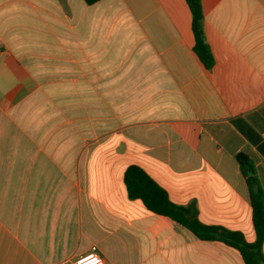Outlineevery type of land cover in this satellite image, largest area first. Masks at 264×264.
<instances>
[{"label":"crops","instance_id":"1","mask_svg":"<svg viewBox=\"0 0 264 264\" xmlns=\"http://www.w3.org/2000/svg\"><path fill=\"white\" fill-rule=\"evenodd\" d=\"M201 1L210 69L186 0H0V264L94 246L102 264H246L124 183L137 163L202 222L256 239L236 155L264 189V154L232 119L264 140V0Z\"/></svg>","mask_w":264,"mask_h":264},{"label":"trees","instance_id":"2","mask_svg":"<svg viewBox=\"0 0 264 264\" xmlns=\"http://www.w3.org/2000/svg\"><path fill=\"white\" fill-rule=\"evenodd\" d=\"M93 3L98 0H85ZM192 14L194 34L193 50L208 69L214 65V55L204 31V11L201 0H186ZM233 122L254 142L264 154V140L239 117ZM250 193L252 220L256 239L248 241L244 233L219 224H207L200 220L196 200L188 204L174 202L168 191L141 165L130 163L124 170V183L130 198H139L151 211L168 216L189 228L200 239H217L239 250L246 264H264V189L258 179L253 160L244 152L236 155Z\"/></svg>","mask_w":264,"mask_h":264},{"label":"built area","instance_id":"3","mask_svg":"<svg viewBox=\"0 0 264 264\" xmlns=\"http://www.w3.org/2000/svg\"><path fill=\"white\" fill-rule=\"evenodd\" d=\"M103 256L97 247H92L84 253L67 257L55 264H102Z\"/></svg>","mask_w":264,"mask_h":264},{"label":"rangeland","instance_id":"4","mask_svg":"<svg viewBox=\"0 0 264 264\" xmlns=\"http://www.w3.org/2000/svg\"><path fill=\"white\" fill-rule=\"evenodd\" d=\"M122 166H123V165L121 164V165H119L118 167H116L115 171H116V172L120 171V168H122Z\"/></svg>","mask_w":264,"mask_h":264}]
</instances>
